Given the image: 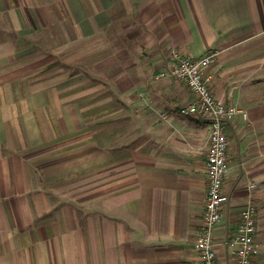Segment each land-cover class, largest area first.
Masks as SVG:
<instances>
[{
	"label": "crops",
	"instance_id": "0c3cea01",
	"mask_svg": "<svg viewBox=\"0 0 264 264\" xmlns=\"http://www.w3.org/2000/svg\"><path fill=\"white\" fill-rule=\"evenodd\" d=\"M174 50L248 113L213 246L235 264L252 199L264 264V0H0V264H197L210 128Z\"/></svg>",
	"mask_w": 264,
	"mask_h": 264
},
{
	"label": "built area",
	"instance_id": "2783aa9c",
	"mask_svg": "<svg viewBox=\"0 0 264 264\" xmlns=\"http://www.w3.org/2000/svg\"><path fill=\"white\" fill-rule=\"evenodd\" d=\"M214 54L202 58H188L177 50L171 52L170 67L159 73L157 78L171 77L185 82L194 100L179 109L182 117H200L209 125L210 136L207 156V195L202 224L196 239L199 260L197 264H219L214 249V231L222 219V208L225 201L224 183L231 160V149L228 138L229 126L241 116L248 119V113L235 105L219 101L211 90L213 77L208 68ZM167 119V114H162ZM258 208L251 199L241 212V221L228 244L233 249L235 264H253L260 252L257 243Z\"/></svg>",
	"mask_w": 264,
	"mask_h": 264
}]
</instances>
